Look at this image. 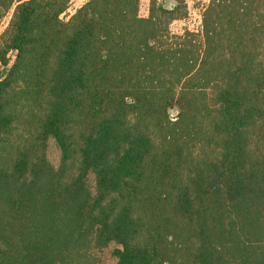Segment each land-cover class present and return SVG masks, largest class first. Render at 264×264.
<instances>
[{
	"label": "trees",
	"instance_id": "16d2710c",
	"mask_svg": "<svg viewBox=\"0 0 264 264\" xmlns=\"http://www.w3.org/2000/svg\"><path fill=\"white\" fill-rule=\"evenodd\" d=\"M69 6L0 0V264H264V0Z\"/></svg>",
	"mask_w": 264,
	"mask_h": 264
},
{
	"label": "rangeland",
	"instance_id": "374dc122",
	"mask_svg": "<svg viewBox=\"0 0 264 264\" xmlns=\"http://www.w3.org/2000/svg\"><path fill=\"white\" fill-rule=\"evenodd\" d=\"M89 0H70V6L68 11L61 15L62 20H69L72 15L76 13L83 5H85ZM209 0H158V2L165 8H171L174 5H179L180 7H186L187 15L184 19L176 20L170 25V30L173 34H182L185 31H199L201 27V13L202 7L208 3ZM151 7V0H140V16L147 18L149 16ZM11 16L8 15L0 23V38L4 31L6 30ZM10 65L15 59V53H10ZM178 110L173 109L170 111L171 117L175 118ZM55 158V154L52 155ZM114 247L108 248L102 253L98 254L100 259V264H115L116 259L113 256Z\"/></svg>",
	"mask_w": 264,
	"mask_h": 264
},
{
	"label": "built area",
	"instance_id": "2783aa9c",
	"mask_svg": "<svg viewBox=\"0 0 264 264\" xmlns=\"http://www.w3.org/2000/svg\"><path fill=\"white\" fill-rule=\"evenodd\" d=\"M209 2V1H208ZM203 8H204V6L202 7V11H203Z\"/></svg>",
	"mask_w": 264,
	"mask_h": 264
}]
</instances>
